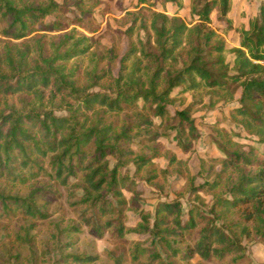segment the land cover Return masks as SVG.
<instances>
[{
    "label": "trees",
    "instance_id": "trees-1",
    "mask_svg": "<svg viewBox=\"0 0 264 264\" xmlns=\"http://www.w3.org/2000/svg\"><path fill=\"white\" fill-rule=\"evenodd\" d=\"M152 3L181 6V0ZM231 5L232 0H188L189 12L196 18L192 25L154 10L145 18L132 13L126 31H133L139 20L138 30L145 37L132 42L119 58L111 48L94 49L90 36L71 32L48 44L43 34L34 36L31 45L11 43L37 30L47 31L40 28H46V17L61 5L55 0H0V35L8 39L0 45V219H45L47 214L35 195L51 194L55 183L80 191L78 203L86 209L80 215L83 225H91L98 236L114 228L113 233L122 237L126 231L117 202L133 182L121 173V166L132 161L136 173L150 168L148 181L157 178V169L149 157L133 158L131 148L136 127L151 123L147 115H134L136 122L119 118L139 101L141 111L161 120L169 118L167 105L177 87H204L225 100L234 96L238 106L231 110V117L264 144V3L241 28L228 16ZM211 12L225 23L226 32L239 35L238 46L231 48L232 65L226 61L225 38L211 25ZM73 25L88 33L95 31L83 21ZM51 26L62 30L59 22ZM87 58L90 67L82 64ZM129 60L134 61L126 72ZM59 111L64 114L57 115ZM173 119L181 135L186 132L189 140H197L189 109L175 111ZM180 140L185 143L182 136ZM229 148L219 144L224 154L219 171L196 189L212 196L213 219L198 208L184 214L177 202L157 204L151 229L147 215H141L145 223L137 224L138 231L152 230L171 257L180 255L186 262L193 255L203 260L225 256L235 260L245 253L243 238L264 241V152L250 145ZM109 157L115 160L112 167ZM16 187L29 192L12 193ZM222 218L224 222L217 224ZM199 226L201 231L194 234ZM78 229L71 224L61 231ZM138 253L143 255L145 250L135 249L134 257ZM93 257L69 255L63 261L84 263Z\"/></svg>",
    "mask_w": 264,
    "mask_h": 264
},
{
    "label": "rangeland",
    "instance_id": "rangeland-1",
    "mask_svg": "<svg viewBox=\"0 0 264 264\" xmlns=\"http://www.w3.org/2000/svg\"><path fill=\"white\" fill-rule=\"evenodd\" d=\"M55 2L61 5L60 9L46 17L43 23L46 28H40L47 31L37 30L22 41L9 42L16 45L20 43L31 45L34 36L43 34L48 44L50 40L56 41L60 35L71 32L75 35L90 36L94 49H99L98 46L111 48L120 58L132 42L135 43L138 38L145 37V33L138 30L139 20L130 34L126 31L131 26L132 13L145 18L154 10L169 17H178L188 25H192L196 19L189 12L188 0H181L180 7L174 4L165 6L153 4L152 0H55ZM262 3L264 0H232L228 16L234 26L245 27L248 19L257 14ZM210 17L212 27L225 38L226 61L232 65L231 48L238 46L239 35L234 31L226 32L225 23L217 21L214 12H211ZM78 21H83L86 27L95 28V31L88 33L83 28L73 25ZM53 22H59L62 30H52ZM2 26L0 23V28ZM7 40L0 35V45ZM133 61L125 62L126 72L132 67ZM82 64L84 67L89 66V59H84ZM113 67L116 74L118 64ZM235 93L238 98L239 89ZM170 97L171 102L167 105L169 118L161 120L145 110L141 111V101L132 109L124 111L119 118V121L131 119L130 121L136 122L134 115L137 116L138 113L147 115L151 123L136 127L131 148L134 151L133 158L149 157L157 169V178L148 181L150 168L143 173L141 171L136 173L132 161L121 166V173L127 174L133 182L130 190H122L123 197L117 202V206L122 210L119 221L126 231L122 237L113 233L114 228L104 229L98 236L91 225H83L80 215L86 209L78 203L81 199L80 191L54 183L51 194L47 193L44 198L35 195L41 211L47 214L45 219L35 221L22 216L12 218L10 221L0 219V264H162V262L264 264V241L258 238H243L245 253L235 260L232 256L203 260L198 255H193L186 262L180 255L171 257L170 251H165L154 238L152 230L138 231L137 224L145 223L141 215H147L149 228H152L154 211L159 202H177L184 214L190 208H198L207 219L214 218L211 212L212 196L206 191L196 189L206 180L211 181L219 171V162L224 157L219 144L230 146L229 149H247L250 145L264 152V144L245 132L231 117V110L238 106L234 96L231 100H225L204 87L193 90L177 87L172 90ZM185 108L190 110L192 118L195 119L198 138L194 141L189 140L186 132L181 135L177 121L173 119L175 111ZM63 114L64 111L57 113ZM138 120L139 118L137 123ZM222 133L223 137L219 135ZM181 136L185 143L180 140ZM228 140L229 144L226 145L225 142ZM188 142L190 144H187ZM108 159L112 167L115 160L112 157ZM161 170L166 171L161 173ZM4 185H1V188H5ZM16 190L21 195L29 192L24 187H16L12 193ZM132 190H138L139 193L134 194ZM111 201L116 203L113 199ZM216 221L217 224L224 222L223 218ZM71 224L79 227V231L69 233L61 231ZM201 228L202 226H199L194 234L196 232L199 234ZM193 240L191 239V243ZM135 249L137 251L143 249L145 254L138 253L134 257ZM69 255L94 256V259L84 263H80L79 260L64 262L63 258Z\"/></svg>",
    "mask_w": 264,
    "mask_h": 264
}]
</instances>
